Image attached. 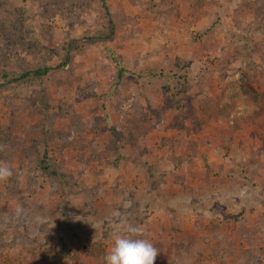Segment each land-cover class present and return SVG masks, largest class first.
Instances as JSON below:
<instances>
[{
  "label": "rangeland",
  "instance_id": "1",
  "mask_svg": "<svg viewBox=\"0 0 264 264\" xmlns=\"http://www.w3.org/2000/svg\"><path fill=\"white\" fill-rule=\"evenodd\" d=\"M0 163V264H264V0H0Z\"/></svg>",
  "mask_w": 264,
  "mask_h": 264
},
{
  "label": "clouds",
  "instance_id": "2",
  "mask_svg": "<svg viewBox=\"0 0 264 264\" xmlns=\"http://www.w3.org/2000/svg\"><path fill=\"white\" fill-rule=\"evenodd\" d=\"M12 175V169L0 163V181H5ZM143 236L141 226L129 225L122 233L116 232L112 246L104 256L105 264H155L158 249Z\"/></svg>",
  "mask_w": 264,
  "mask_h": 264
},
{
  "label": "trees",
  "instance_id": "3",
  "mask_svg": "<svg viewBox=\"0 0 264 264\" xmlns=\"http://www.w3.org/2000/svg\"><path fill=\"white\" fill-rule=\"evenodd\" d=\"M108 16H110V13H108ZM111 25H113V22L111 20ZM115 57V56H114ZM117 65H118V70H117V83L120 82L122 80V78L125 76V74L128 72L127 69L122 65V63L115 57ZM69 58L67 57L66 61L64 64L59 65L55 68H50V67H44V68H39L33 71H27V72H23L21 73V75L7 81V82H21L23 81L25 78L30 77V76H35V77H43L45 75H47L48 73H50L53 70H60L63 66H65L68 63ZM6 78V77H4ZM92 191V188L89 187V189ZM259 223V222H258Z\"/></svg>",
  "mask_w": 264,
  "mask_h": 264
},
{
  "label": "crops",
  "instance_id": "4",
  "mask_svg": "<svg viewBox=\"0 0 264 264\" xmlns=\"http://www.w3.org/2000/svg\"><path fill=\"white\" fill-rule=\"evenodd\" d=\"M259 218H260V216H258V217H257V219H259ZM261 218H262V217H261ZM257 219H256V220H257ZM260 220H262V219H260ZM255 222H257V223H258V222H260V221H255Z\"/></svg>",
  "mask_w": 264,
  "mask_h": 264
}]
</instances>
